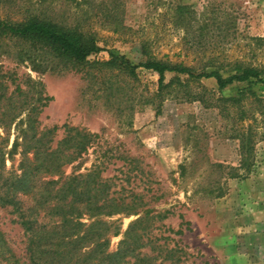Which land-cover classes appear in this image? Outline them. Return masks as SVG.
<instances>
[{"label": "rangeland", "instance_id": "obj_1", "mask_svg": "<svg viewBox=\"0 0 264 264\" xmlns=\"http://www.w3.org/2000/svg\"><path fill=\"white\" fill-rule=\"evenodd\" d=\"M25 10L78 26L104 50L80 66L37 55L28 44L0 43L8 94L19 87L31 103L37 92L48 99L36 119L40 131L55 128L53 145L64 124L96 135L63 175H82L89 184L93 176H87L98 174L110 198L132 203L139 215L158 216L152 240L163 250L176 249L177 264H264V103L249 99L234 108L223 100L237 97L244 85L219 90L214 79L173 73H166L168 87L157 96L156 73L138 68L132 78L94 64L107 61L105 50L115 49L133 65L155 59L196 74L217 71L226 77L236 64L264 70V0H0V20L19 22ZM23 53L32 58L21 61ZM18 99L15 93L13 101ZM247 131L253 164L244 173L237 136ZM18 161V155L6 160V168ZM137 217L108 219L119 228L109 237V251ZM12 218L0 209V228L22 256V231ZM81 221L89 223L88 216ZM153 247L145 249L152 260Z\"/></svg>", "mask_w": 264, "mask_h": 264}, {"label": "trees", "instance_id": "obj_2", "mask_svg": "<svg viewBox=\"0 0 264 264\" xmlns=\"http://www.w3.org/2000/svg\"><path fill=\"white\" fill-rule=\"evenodd\" d=\"M25 11V18L19 22L0 20V43L28 44L37 55L45 52L54 60L80 66L90 65L88 58L104 51L93 34L78 26L59 25ZM105 51L109 59L94 62L95 65L118 70L132 78L137 76L138 68L152 71L158 75L157 96L168 87L164 84L166 73H173L193 80L214 79L219 90L235 83L244 85L237 97L223 100L234 108L249 99L264 103V70L261 68L236 64L234 73L223 77L217 71L196 74L188 67L155 59L133 65L117 50ZM31 58L30 53L20 55L21 61ZM5 78L0 72V209L8 210L12 223L21 229L24 247L22 256H17L0 228V264L179 263L180 253L176 249L163 250L152 240L151 232L155 229L154 222L159 221L158 216L139 215L132 210V203L110 198L109 186L104 180H98V174L87 176H93L89 184L82 175H63L65 166L77 161L93 146L96 135L64 124L62 138L53 145L55 128L40 131L36 119L48 99L37 92L31 103L27 90L19 87L8 94ZM37 85L42 87L40 82ZM255 87H259V94ZM15 93L21 99L13 101ZM245 114L241 109L240 118ZM12 125L14 139L7 149ZM237 137L240 139L239 170L248 173L253 164L252 135L247 131ZM16 155L19 156L17 166L7 169L6 160L13 161ZM46 177L51 179L44 181ZM54 177L57 180H53ZM24 198H28L29 203ZM119 214L138 217L128 224L115 250L109 251V237L117 235L119 228L115 226L116 221L108 219ZM85 215L89 223L81 221ZM150 245L157 251L154 260L145 252ZM159 259L161 261L156 263Z\"/></svg>", "mask_w": 264, "mask_h": 264}]
</instances>
